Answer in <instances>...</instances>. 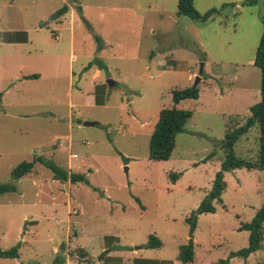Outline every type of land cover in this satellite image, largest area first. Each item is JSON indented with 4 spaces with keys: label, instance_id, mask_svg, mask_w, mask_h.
<instances>
[{
    "label": "rangeland",
    "instance_id": "1",
    "mask_svg": "<svg viewBox=\"0 0 264 264\" xmlns=\"http://www.w3.org/2000/svg\"><path fill=\"white\" fill-rule=\"evenodd\" d=\"M176 2L0 0V185L37 156L87 180L60 183L38 163L14 180L15 191L0 194V250L18 244V258L0 264H180L178 248L190 239L191 264L264 262V239L246 258L230 257L246 246L238 226L264 203V169L224 172L214 213L197 216L191 238L184 223L224 159V134L259 101L252 61L264 6L193 0L199 14L219 11L201 23L178 16ZM62 5L67 11L51 20ZM94 58L105 67L98 78L95 66L85 69ZM200 64L198 100L174 105L191 116L168 160L148 159L158 111L172 107V90L193 87ZM32 73L41 75L15 81ZM257 146L255 125L233 154L254 162ZM149 235L159 248L144 247Z\"/></svg>",
    "mask_w": 264,
    "mask_h": 264
},
{
    "label": "trees",
    "instance_id": "2",
    "mask_svg": "<svg viewBox=\"0 0 264 264\" xmlns=\"http://www.w3.org/2000/svg\"><path fill=\"white\" fill-rule=\"evenodd\" d=\"M193 0H177L176 2V14L187 17L189 20L198 21L201 23L209 20L213 15L218 14V10L209 9L203 14L196 12L192 6ZM260 1L264 6V0H245V4L252 5ZM227 5H222L224 8ZM67 11V6L62 5L59 9L50 15L51 20H56L61 17ZM262 31L258 41V45L255 49L252 65L259 71V101L249 107V116L240 126L226 131L224 138L221 142V148L224 153V159L220 163L219 170L214 174L211 187L207 194L200 200L198 206L190 212L189 216L184 219V223L187 225V235L191 238L195 229L197 216L200 214L214 213L213 204L221 203V193L225 189L223 182V173L232 171L235 169H264V15L260 18ZM93 40L95 42V52L99 53L103 49V42L100 37L94 35ZM91 66H95L97 70L104 71L105 67L103 63L94 58L90 61L85 69H89ZM37 75H31L28 78H36ZM198 89L196 86L190 88H184L179 90H172L170 94L172 107L168 109H162L157 113V120L153 126L151 134L148 139V159L152 161H166L168 160L171 151L174 147V137L176 134L183 131V127L191 116L189 110H181L175 108L183 100L195 101L198 98ZM1 97V94H0ZM98 104L96 101L94 102ZM257 126V152L256 160L250 162L246 159L237 158L233 154V145L238 138L246 134L253 126ZM122 157V161H125ZM35 163H38L45 167L51 173L52 180H56L60 183L74 184L77 182H83L87 184V180L84 175L68 172L64 169L57 167L52 161L46 160L40 156L32 158L28 162H20L10 171V184L0 185V194L5 192H14V185L12 182L16 179L31 172ZM171 180L175 181L177 174H170ZM264 222V203L255 212L252 219L240 224L238 230L246 231L247 241L246 246L236 252L230 253V257L238 256L246 258L251 253L258 250L261 241L264 239L263 232ZM18 244L11 247L8 250H0V259H16L18 258ZM148 249H156L160 247V242L154 235L147 237V242L144 245ZM177 260L180 264H191L193 262V245L191 239L184 245L178 248ZM132 264H170L168 262H148L140 259H133ZM216 264H228V259H222L217 261ZM257 264H264L260 262Z\"/></svg>",
    "mask_w": 264,
    "mask_h": 264
},
{
    "label": "crops",
    "instance_id": "3",
    "mask_svg": "<svg viewBox=\"0 0 264 264\" xmlns=\"http://www.w3.org/2000/svg\"><path fill=\"white\" fill-rule=\"evenodd\" d=\"M67 6V5H66ZM67 9H68V6H67ZM14 67V65H13V63H10V69L11 68H13ZM69 71H70V69H69ZM1 71H0V77H1ZM92 74L93 75H91V78H93L92 76H96L97 78L99 77V70H97V69H95V70H93V72H92ZM31 75H37V77L36 78H33V79H31V80H36V79H38L39 77H40V75H38V74H36V73H32V74H27V75H20L18 78H15V81H18V82H20V81H22V80H25V79H28L29 80V76H31ZM193 76H195L194 75V73L193 74H191V77H193ZM71 77H72V72H69V80L71 81ZM201 80H203L202 78H200ZM7 91V90H6ZM198 98H199V96H198ZM198 98H197V100H198ZM0 101H1V97H0ZM93 102H94V99H93ZM19 115H21L20 114V112H16L15 113V117L17 116H19ZM215 204V203H214Z\"/></svg>",
    "mask_w": 264,
    "mask_h": 264
},
{
    "label": "water",
    "instance_id": "4",
    "mask_svg": "<svg viewBox=\"0 0 264 264\" xmlns=\"http://www.w3.org/2000/svg\"><path fill=\"white\" fill-rule=\"evenodd\" d=\"M201 73H202V70H201V64H200L199 65V70H198V75H196L195 76V79H194V85H193V87L196 86V84L199 82V80L201 78L200 77L201 76ZM106 85L108 87H111V86H113V82L107 80L106 81ZM95 125H97V123H95V122H83L82 123V126H84V127H91V126H95Z\"/></svg>",
    "mask_w": 264,
    "mask_h": 264
},
{
    "label": "built area",
    "instance_id": "5",
    "mask_svg": "<svg viewBox=\"0 0 264 264\" xmlns=\"http://www.w3.org/2000/svg\"><path fill=\"white\" fill-rule=\"evenodd\" d=\"M73 156H74V155H73ZM74 157H75V156H74ZM74 157H73V158H74Z\"/></svg>",
    "mask_w": 264,
    "mask_h": 264
},
{
    "label": "bare ground",
    "instance_id": "6",
    "mask_svg": "<svg viewBox=\"0 0 264 264\" xmlns=\"http://www.w3.org/2000/svg\"><path fill=\"white\" fill-rule=\"evenodd\" d=\"M72 157H74V156H72Z\"/></svg>",
    "mask_w": 264,
    "mask_h": 264
}]
</instances>
